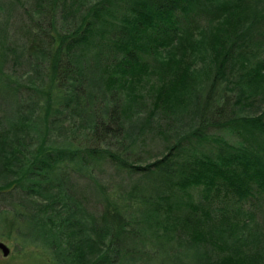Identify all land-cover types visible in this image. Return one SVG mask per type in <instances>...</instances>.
Returning <instances> with one entry per match:
<instances>
[{
    "label": "trees",
    "instance_id": "1",
    "mask_svg": "<svg viewBox=\"0 0 264 264\" xmlns=\"http://www.w3.org/2000/svg\"><path fill=\"white\" fill-rule=\"evenodd\" d=\"M262 100L264 0H0V191L47 199L67 264H264V231L247 227L264 108L242 113ZM183 116L190 130L167 134ZM152 125L173 142L142 166ZM98 163L166 189H101L91 209L73 177Z\"/></svg>",
    "mask_w": 264,
    "mask_h": 264
},
{
    "label": "rangeland",
    "instance_id": "2",
    "mask_svg": "<svg viewBox=\"0 0 264 264\" xmlns=\"http://www.w3.org/2000/svg\"><path fill=\"white\" fill-rule=\"evenodd\" d=\"M201 63L198 62L197 68H199ZM227 94L232 93L229 91ZM264 108V100L257 101L251 106H246L242 111L248 115H255L262 111ZM3 111V110H2ZM1 112V111H0ZM2 116H5L2 114ZM178 117V116H177ZM6 127V120L0 119ZM169 125L168 133L171 135L174 132L180 131V135L185 134L190 130L189 119L185 116L181 117L178 120L170 119L169 122L166 121ZM161 125L165 127V124L161 122ZM1 127V125H0ZM150 129H144L141 134L140 143L137 146L138 155L142 162V166L146 165L148 162L162 156L165 152L162 150L164 145L170 144L173 142V139L168 138V141L164 142L162 137H156V133L153 132L156 130L152 125ZM212 131V130H211ZM214 135L221 134L217 131H213ZM159 135V134H158ZM169 140L171 141L169 143ZM199 152H210L208 149H211L215 145V142L209 141L208 143L194 144ZM188 154L184 153L181 156H178L176 162L180 164ZM140 160V161H141ZM90 174L84 175L83 173H77L74 175L73 180L74 186L77 191H79L82 196L87 198L88 205L91 209L98 208V204L101 201V194L98 192L101 189L104 193L110 194L111 192L117 191L127 193L130 191L133 184L136 187H145L148 191L154 184L156 187L154 191L164 190L165 185L161 181H157L156 177L149 178L141 176L140 178L137 174L128 175L125 172L115 170L108 163H98L92 167ZM11 177H6V175H0V182L3 180H9ZM160 178V177H159ZM138 184V185H136ZM0 191V241L3 242L8 248L9 252L7 255H3L0 250V264H67L65 259V250L61 242V235L57 232L59 229L53 226V221H56L53 212H43L47 205V199L39 194H26L22 190H11V192ZM152 193L153 188H152ZM189 194V199L194 204L203 202L201 197V190L197 188H191L188 190L186 195ZM184 200L186 196L183 194ZM210 202L213 206L223 205L216 197H212ZM238 203L229 200L227 203V208L229 210L236 211ZM247 211L250 212V218L247 221V227L258 232V230L264 231V197H259L257 200H254L248 207ZM49 214V215H48ZM32 216L34 219L32 220ZM53 218V219H52ZM32 220V229H26L28 221ZM34 221V222H33ZM51 222V224L48 223ZM63 220L62 222H64ZM35 222H37L35 224ZM51 228L48 229L47 227ZM63 228V227H62ZM65 228V226H64ZM61 229V228H60ZM53 230L59 234V238L56 240L53 235ZM64 231V229H63ZM264 235V232L262 233ZM249 235V234H248ZM247 235V236H248ZM249 237V241H250ZM264 241V240H263ZM56 245H59L61 248L56 249ZM262 254L264 255V245L261 244ZM246 251L258 253L260 251V245H257V241L253 239L252 244L248 243L244 245Z\"/></svg>",
    "mask_w": 264,
    "mask_h": 264
},
{
    "label": "water",
    "instance_id": "3",
    "mask_svg": "<svg viewBox=\"0 0 264 264\" xmlns=\"http://www.w3.org/2000/svg\"><path fill=\"white\" fill-rule=\"evenodd\" d=\"M0 250L2 251L3 255H7L9 252V248L0 241Z\"/></svg>",
    "mask_w": 264,
    "mask_h": 264
}]
</instances>
